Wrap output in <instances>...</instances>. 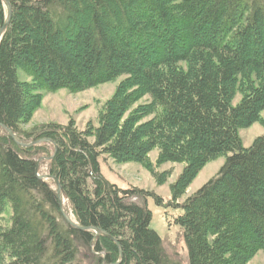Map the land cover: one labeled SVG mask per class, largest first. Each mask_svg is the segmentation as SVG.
I'll return each instance as SVG.
<instances>
[{
  "label": "trees",
  "instance_id": "obj_1",
  "mask_svg": "<svg viewBox=\"0 0 264 264\" xmlns=\"http://www.w3.org/2000/svg\"><path fill=\"white\" fill-rule=\"evenodd\" d=\"M0 40V264H177L150 227L148 195L121 188L100 157L139 162L171 186L181 207L188 264H248L264 251V134L245 147L242 128L264 111V0H9ZM8 10L0 0V30ZM21 72L30 80L22 79ZM124 76L98 119L22 128L42 90L81 91ZM241 97L234 103L236 96ZM146 101L138 103L145 96ZM158 150L157 161L150 153ZM55 152V154H54ZM59 179L75 221L60 212ZM218 173L178 200L203 167Z\"/></svg>",
  "mask_w": 264,
  "mask_h": 264
},
{
  "label": "rangeland",
  "instance_id": "obj_2",
  "mask_svg": "<svg viewBox=\"0 0 264 264\" xmlns=\"http://www.w3.org/2000/svg\"><path fill=\"white\" fill-rule=\"evenodd\" d=\"M21 76L22 79L30 80L23 72H21ZM123 77L121 76L115 80L101 83L81 91H72L67 88L42 90V100L39 107L35 110L32 117L22 124V128L29 129L34 125L48 122L67 124L70 121L74 122L75 126L81 130L86 129L89 125L94 127L98 126L99 114L105 102L113 96ZM240 97L241 95L238 94L234 103H237ZM147 98H149L148 95L138 103L146 101ZM263 134L264 111L262 113V122H256L240 130L245 147L250 146L256 137ZM157 156L158 150L154 149L150 153V159L156 162ZM99 159L101 172L110 182L117 184L121 188L139 187L162 197V202L158 203L153 195L147 196L146 205L152 212L150 227L162 238L164 250L170 259L177 264H188V249L184 239V231L175 222V218L182 213L183 209L173 205L175 201H172L170 189L171 184L176 181L182 172L185 163L167 162L158 167L156 169L158 171H170L167 180L159 183L153 177L150 169L142 163L134 161L118 162L106 154L101 155ZM225 160L226 157L221 156L207 163L178 202H184L187 197L195 193L215 176ZM41 171L48 172L47 163L41 165ZM66 205L71 215H73L68 202ZM248 264H264V251L260 250L257 252Z\"/></svg>",
  "mask_w": 264,
  "mask_h": 264
},
{
  "label": "water",
  "instance_id": "obj_3",
  "mask_svg": "<svg viewBox=\"0 0 264 264\" xmlns=\"http://www.w3.org/2000/svg\"><path fill=\"white\" fill-rule=\"evenodd\" d=\"M6 6H7V10H8V14H7V20L4 24V26L2 27V29L0 30V40L2 38L3 33L5 32L6 28L9 26L10 24V19H11V14H12V6L9 0H4ZM0 127L2 128L3 131L7 132L15 141L17 144L22 145V146H30V145H36L38 143H42L44 141L50 142L52 144H54L51 140L49 139H41L39 141H32V142H23L20 141L17 137V135L13 132V130L9 129L8 127H6L5 125L0 123ZM55 146V152H56V144H54ZM54 152V154H55ZM54 154L51 157H43L37 160V166H36V173L38 175V177L40 179L43 180H48V181H53V183L56 186V190H57V197H58V203H59V207H60V212L62 214V216L64 217V219L71 225L77 227L78 229L81 230H92L94 232H96L97 236H100L101 234L106 235L107 237H111V235L109 233H107L106 231H100L98 228L93 227V226H81L79 225L76 221H75V217L74 215H71V213L69 212L66 202L67 199L65 197V192L63 191L62 185L59 181V179L57 178V176L49 173V172H42L41 171V165L43 161H47L50 160L54 157ZM113 239V238H112Z\"/></svg>",
  "mask_w": 264,
  "mask_h": 264
},
{
  "label": "bare ground",
  "instance_id": "obj_4",
  "mask_svg": "<svg viewBox=\"0 0 264 264\" xmlns=\"http://www.w3.org/2000/svg\"><path fill=\"white\" fill-rule=\"evenodd\" d=\"M66 204H67V202H66ZM69 210V209H68Z\"/></svg>",
  "mask_w": 264,
  "mask_h": 264
}]
</instances>
